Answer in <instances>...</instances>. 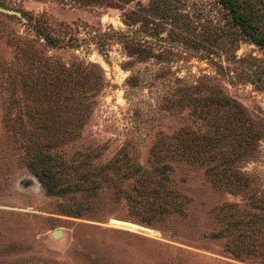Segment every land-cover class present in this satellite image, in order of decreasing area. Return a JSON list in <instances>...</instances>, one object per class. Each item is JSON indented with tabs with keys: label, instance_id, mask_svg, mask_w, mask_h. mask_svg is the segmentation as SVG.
I'll list each match as a JSON object with an SVG mask.
<instances>
[{
	"label": "rangeland",
	"instance_id": "1",
	"mask_svg": "<svg viewBox=\"0 0 264 264\" xmlns=\"http://www.w3.org/2000/svg\"><path fill=\"white\" fill-rule=\"evenodd\" d=\"M232 1L264 34V0ZM0 4L27 18L0 11V264H264L247 186L179 155L236 129L228 178L264 190V47L220 0ZM35 149L62 157L67 190L47 192Z\"/></svg>",
	"mask_w": 264,
	"mask_h": 264
},
{
	"label": "trees",
	"instance_id": "2",
	"mask_svg": "<svg viewBox=\"0 0 264 264\" xmlns=\"http://www.w3.org/2000/svg\"><path fill=\"white\" fill-rule=\"evenodd\" d=\"M220 2L228 9L232 19L236 22V24L241 26V30L247 32L248 38L264 47V34L259 35L258 33H254L252 30L246 29L247 22L242 15L240 5L236 2H233L232 0H220ZM49 43L50 45L54 44L52 41H49ZM232 114L234 117L236 116L235 113ZM229 125H231L230 120L217 123L218 127H225V129H227ZM76 128L77 126L75 123L70 126L67 132H63L61 135H59V145L73 137L76 133ZM58 137L53 139L49 137L47 139V147L56 144ZM200 142L202 144L198 145L197 147L190 146L187 149L180 150L179 155L186 156L189 159H195L200 162H208L212 160L217 161L216 163L209 165L206 170L209 180L218 188L228 187L233 191H244L245 186H247L246 197L249 200L251 206L258 208V212H251L250 218L247 220V226H249V222H251L257 224L258 228H255L257 231L264 230V190L261 188H256V190L250 189L248 181L242 183L231 182L227 173L228 170H230L229 167L232 162V158H229V153H236L245 145H249L247 134L239 132L236 129H234L233 132L220 130L219 134L215 135L213 138L206 140V137H202ZM27 164L34 170V173L37 175L38 179L46 187L47 192H62L69 188L68 185L59 184L56 180V177H59L60 179V175H66L69 171V168L62 157L55 151L46 149L39 152L35 149L31 152ZM165 167L166 164L156 166L152 176L154 178L156 177L157 179L165 178ZM134 168L135 170H138L137 166ZM72 169L75 170L73 167ZM128 173L133 174L134 172L129 170ZM124 174H127V172ZM93 185L94 184H92V186ZM162 210L165 211L166 207L162 208Z\"/></svg>",
	"mask_w": 264,
	"mask_h": 264
},
{
	"label": "bare ground",
	"instance_id": "3",
	"mask_svg": "<svg viewBox=\"0 0 264 264\" xmlns=\"http://www.w3.org/2000/svg\"><path fill=\"white\" fill-rule=\"evenodd\" d=\"M111 223L113 225H116V226L127 227V228L134 229V230H144L145 232L146 231L147 232L150 231L148 228H145V227L141 226L138 223H135V222H132V221H127V220H124V219H116V218H114V219L111 220Z\"/></svg>",
	"mask_w": 264,
	"mask_h": 264
},
{
	"label": "water",
	"instance_id": "4",
	"mask_svg": "<svg viewBox=\"0 0 264 264\" xmlns=\"http://www.w3.org/2000/svg\"><path fill=\"white\" fill-rule=\"evenodd\" d=\"M0 11H3L5 13L15 14V15L19 16L21 19L27 20V18L22 14V12L19 9L7 7L5 5L0 4Z\"/></svg>",
	"mask_w": 264,
	"mask_h": 264
}]
</instances>
